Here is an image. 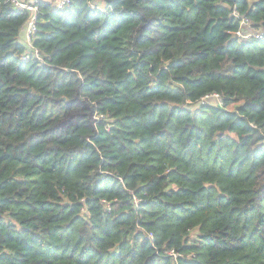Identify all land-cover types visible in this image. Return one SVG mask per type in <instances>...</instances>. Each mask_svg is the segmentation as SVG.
<instances>
[{"label":"trees","instance_id":"obj_1","mask_svg":"<svg viewBox=\"0 0 264 264\" xmlns=\"http://www.w3.org/2000/svg\"><path fill=\"white\" fill-rule=\"evenodd\" d=\"M101 1L0 0V264H264V0Z\"/></svg>","mask_w":264,"mask_h":264},{"label":"built area","instance_id":"obj_2","mask_svg":"<svg viewBox=\"0 0 264 264\" xmlns=\"http://www.w3.org/2000/svg\"><path fill=\"white\" fill-rule=\"evenodd\" d=\"M72 1L73 0H8L14 9L27 12L29 14V21L26 25L23 37L25 51L20 56L22 61L36 59L43 63L41 51L33 44L37 32V19L41 3L48 2L51 4L53 9L63 10L67 8L72 3ZM89 6L93 9H103L104 7L96 3V0H90ZM209 96L211 98L217 99V101L222 104V98L219 94L214 93Z\"/></svg>","mask_w":264,"mask_h":264},{"label":"rangeland","instance_id":"obj_3","mask_svg":"<svg viewBox=\"0 0 264 264\" xmlns=\"http://www.w3.org/2000/svg\"><path fill=\"white\" fill-rule=\"evenodd\" d=\"M96 3H98L100 6H104V3L100 0H96ZM254 34H255L254 32L248 31V33H245V34L240 33L239 35H241L242 37H245V38H249V37L253 36ZM230 109H234V106H230Z\"/></svg>","mask_w":264,"mask_h":264}]
</instances>
